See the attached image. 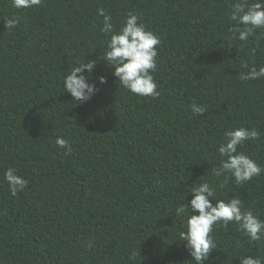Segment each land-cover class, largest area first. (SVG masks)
Wrapping results in <instances>:
<instances>
[{"label": "trees", "instance_id": "trees-1", "mask_svg": "<svg viewBox=\"0 0 264 264\" xmlns=\"http://www.w3.org/2000/svg\"><path fill=\"white\" fill-rule=\"evenodd\" d=\"M234 2L43 0L16 9L0 0V264H191L179 236L191 213L182 220L175 209L196 182L218 200L241 198L264 220V172L242 185L230 173L212 175L225 132L240 127L260 138L237 152L264 168V78L240 79L264 67V29L233 39ZM99 8L115 31L134 13L159 38V97L134 95L113 76ZM90 60L95 69L84 74L98 91L78 104L64 79ZM192 104L204 114L194 116ZM8 168L29 182L16 196ZM211 236L217 248L206 264L264 260V239L250 243L234 223Z\"/></svg>", "mask_w": 264, "mask_h": 264}, {"label": "clouds", "instance_id": "clouds-1", "mask_svg": "<svg viewBox=\"0 0 264 264\" xmlns=\"http://www.w3.org/2000/svg\"><path fill=\"white\" fill-rule=\"evenodd\" d=\"M42 2L43 0H11L12 7L16 9L40 6ZM97 15L103 17L101 31L110 37L103 60L106 65L114 69L113 76L134 95L159 97L160 92L152 75L157 67L156 49L160 44L159 38L146 30L137 14L129 13L118 32L114 30L111 15L106 14L103 8L97 10ZM229 20L234 22V27L230 31L238 33V37L234 35L232 38L247 42L257 29H264V0H257L255 3H249V0H235L231 5ZM18 23L19 17H13L5 22V27L13 29ZM95 66L94 60L83 62L74 66L64 79V92L69 93L73 101L78 104L89 101L98 91L96 84L90 83L89 76L84 74L85 72L91 74ZM243 67L248 66L245 64ZM261 78H264V67L259 70L253 67L246 74L240 75L241 80ZM98 83L104 84L106 79L100 77ZM190 107L194 116H202L205 112L202 106L192 104ZM259 138L260 133L256 129L240 127L226 131L224 142L218 147V152L223 159L219 167L212 169V175L220 177L230 173L237 185H242L253 177L259 176L264 172V168L243 152H237L238 146L244 142L256 141ZM56 145L66 150V154L72 151L69 142L63 137L56 139ZM4 181L12 196L24 191L29 183L28 180L17 175L12 168L5 170ZM187 195H191V200L187 204L184 202L179 204L175 213L182 220L185 215L191 213L186 222L187 230L179 233L180 239L185 242V248L192 258L191 264H206L212 251L216 250L217 244L211 236L214 226L227 227L228 224L234 223L248 237L250 243L264 239V220L251 210H244L241 198L233 196L227 202L218 200L215 189L207 182H196ZM87 247H92L91 241L88 242ZM240 264H264V260L259 257L244 256L240 258Z\"/></svg>", "mask_w": 264, "mask_h": 264}]
</instances>
